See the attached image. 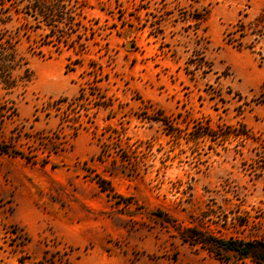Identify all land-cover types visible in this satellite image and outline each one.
I'll use <instances>...</instances> for the list:
<instances>
[{
	"label": "rangeland",
	"instance_id": "obj_1",
	"mask_svg": "<svg viewBox=\"0 0 264 264\" xmlns=\"http://www.w3.org/2000/svg\"><path fill=\"white\" fill-rule=\"evenodd\" d=\"M77 1L86 51L0 88V145L30 158L0 153V264H251L187 236L264 239V0Z\"/></svg>",
	"mask_w": 264,
	"mask_h": 264
},
{
	"label": "trees",
	"instance_id": "obj_2",
	"mask_svg": "<svg viewBox=\"0 0 264 264\" xmlns=\"http://www.w3.org/2000/svg\"><path fill=\"white\" fill-rule=\"evenodd\" d=\"M82 7V4L77 0H0V88L5 95L15 94L16 97H20L26 92L33 79L29 59L30 56L34 55L42 56L40 47L52 44L57 54H59L62 47H71L77 53L86 51L87 42L90 38L85 34H81L82 36L79 37L78 32H73V30L77 31L76 27L80 25ZM207 15L208 11L205 12L204 16L198 13L191 16L192 28L195 34ZM233 29V31L225 33V41L236 48H241L244 29L241 19L237 21ZM235 34H238L239 38H235ZM36 36H39L41 40H37ZM81 38H83V42L80 41ZM76 44L77 47H75ZM67 68L68 66H66ZM85 97L84 90L81 88L73 100H56L51 105L54 104L56 109L63 104L72 106L73 104L83 103L86 100ZM98 103H101L98 106L103 107L106 105L102 104L104 100ZM13 105V100H7L3 103L5 108L0 119L11 116ZM66 119H72L74 128L71 135L75 137L79 128L83 127L82 120L79 116H75V118L66 116ZM199 137H196V139ZM107 151L108 145L102 143L100 154ZM0 153L11 157H19L30 162V158L22 152H18L5 144L0 145ZM96 179V183L102 191L112 192L109 182L99 177ZM203 236L202 233L197 232L194 234L193 232L187 237L192 239L194 244L208 246L211 249L209 250L210 253L230 252L243 263L248 261L251 264H264V239L221 241L212 236H206V238Z\"/></svg>",
	"mask_w": 264,
	"mask_h": 264
}]
</instances>
